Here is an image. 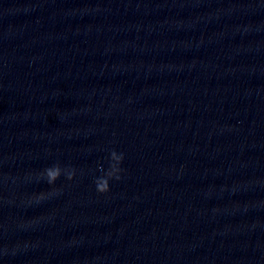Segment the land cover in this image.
<instances>
[{
  "label": "water",
  "instance_id": "1",
  "mask_svg": "<svg viewBox=\"0 0 264 264\" xmlns=\"http://www.w3.org/2000/svg\"><path fill=\"white\" fill-rule=\"evenodd\" d=\"M0 264H264V0H0Z\"/></svg>",
  "mask_w": 264,
  "mask_h": 264
}]
</instances>
